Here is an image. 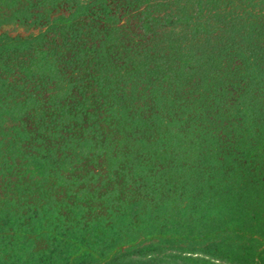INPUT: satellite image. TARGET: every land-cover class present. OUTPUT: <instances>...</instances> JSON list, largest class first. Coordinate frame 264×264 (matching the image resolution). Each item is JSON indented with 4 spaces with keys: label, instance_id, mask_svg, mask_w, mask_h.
<instances>
[{
    "label": "trees",
    "instance_id": "1",
    "mask_svg": "<svg viewBox=\"0 0 264 264\" xmlns=\"http://www.w3.org/2000/svg\"><path fill=\"white\" fill-rule=\"evenodd\" d=\"M193 1L194 9L181 15L165 12L152 17L145 11L147 5L137 16L139 30L182 29L192 43L216 37L224 25L241 30L240 38L248 40L251 51L247 56L240 49L233 50L235 46L229 42L217 49L218 55L196 47L177 50L174 69L180 76L207 74L211 61L224 60V78L206 94L209 82L199 77L196 86L201 92L182 93L170 101L168 122L144 71L117 72L124 69L125 56L134 43L126 44L118 35L112 37L118 20L116 13L105 7V0H14L10 7L17 5L18 9L0 14V27L17 23L37 31L22 39H7L30 48L31 56L22 67L23 78L65 82L62 98L71 95L72 87L82 97V105H70L66 111H74L78 120L61 125L52 137L29 140L21 136L11 140L5 125L12 96L7 80L0 76V178L10 169L11 160L20 157L27 172L44 185L36 189L18 184L16 195L23 196L21 201L0 197V264H264V249L254 253L246 248V242L237 249L215 248L213 237L199 231L206 209L198 212L205 197L196 194L195 183L189 189L186 176L178 179L187 166L181 160H171L168 135L159 132L166 123L168 134L181 142L191 138L196 147L206 145L208 155L222 162L231 152L230 124L257 123L255 117L262 116L258 110L259 90L264 88V0ZM97 19L107 23L106 27L97 30ZM3 38L0 34V50L5 46ZM47 38L60 43L41 44ZM82 72L86 77L67 84L73 75ZM84 81L96 82L97 87L88 89ZM105 81H110L108 90L103 89ZM247 102L254 112L247 114L251 118L240 111L228 113L220 106L230 104L236 109ZM22 105L24 110L26 106ZM85 119L97 121L84 128ZM201 121L213 125H201ZM261 130L257 125L251 129L252 133ZM60 136L64 139L59 142L56 139ZM249 147L248 155L257 158V141L251 140ZM103 154L121 162L120 169L130 167L132 186L141 196L126 203L117 201L116 189L107 192L113 183V178L109 179L106 193L99 198L104 208V214L99 215L92 205L91 191L72 193L70 183L75 180L69 178V173L85 159ZM263 167L264 157L257 162L254 173ZM203 173L210 180L207 168H201L200 176ZM95 180L93 177L91 181ZM53 181L58 201L46 187ZM35 191L39 195L32 197ZM166 193L185 196V203H178V199L174 205L168 203ZM211 200L204 201V205ZM261 216L260 211L255 218L260 220ZM258 228L254 234L264 232V228Z\"/></svg>",
    "mask_w": 264,
    "mask_h": 264
},
{
    "label": "rangeland",
    "instance_id": "2",
    "mask_svg": "<svg viewBox=\"0 0 264 264\" xmlns=\"http://www.w3.org/2000/svg\"><path fill=\"white\" fill-rule=\"evenodd\" d=\"M7 2L3 0V5L0 6V14H8L12 10L18 9L17 5L10 7L14 0H7ZM147 5L148 8H146ZM105 7L108 8L110 13L115 12L118 20L117 24H115L116 31H114L112 37L118 35L125 40L126 44H129V42L134 43V46H131L133 50L130 49L125 56L124 69L120 71L118 69L117 72L124 73L137 69L146 73L147 83L155 89L153 92H156L155 95L160 98L159 105L162 112L166 113V122L169 121V115L171 114L170 103L177 95L182 93L190 94L195 91L201 92V89L198 90L196 86L199 77H202L201 80L209 82L206 86L207 89H205L206 94L211 93L215 89L214 86H219L224 78L222 74L225 69L223 67L224 60L211 61L210 70H207V74L192 72L186 76H180L174 69V56L177 50L186 49L190 51L202 48L207 54L211 52L214 55H218L217 49L222 47L224 43L229 42L232 47L235 46L233 50L240 49L247 56L250 55L251 49L248 40L240 38L242 31L234 27L221 25L216 37H210L208 40L201 39L192 43L187 41L188 34L186 35V32L182 29L149 27V31L146 30V32L139 30L137 16L143 9L146 8L145 11L148 10L147 12L152 17L161 16L165 12L181 15L183 11L189 12L194 9L193 0H105ZM94 22L97 30H101L107 24L99 19ZM0 34L4 35L3 41L5 43V46L1 49L2 51L0 50V76L7 80L10 87L9 94L12 96L8 100L11 110L5 125L8 139H19L21 136L27 137L29 140L46 136L52 137V134H56L61 125L69 124V121L74 123L75 121L73 120H78V115L76 116L74 111L66 112L70 105H82V97L76 93L73 87L70 88L71 95L66 96L64 99L62 98V90L66 88L65 82L55 84L54 82H41L37 78L32 81L23 78L22 67L31 56L30 48H25L20 43L13 44L10 40L22 39L29 34L36 35L37 31L34 29L26 30L16 23L12 25L4 24L0 27ZM52 41L55 44L60 43L59 40L47 38V41L45 40L41 44L52 43ZM83 72L82 75H73L67 84L86 77ZM262 81H264V78ZM84 82V86L88 89H94V85L97 87L96 82ZM109 84L110 81H105L103 89L108 90ZM259 99L258 110H260L262 116L257 115L255 117L257 123L250 121L247 123L241 122L242 124H230L231 130L230 132L227 130V132L230 136L229 140L232 142L231 152L227 157L221 158L222 162L214 155H208L209 151L206 145L204 146L203 144L196 147L195 144H192L194 140L191 138L181 142L174 135L168 134L166 132V130L168 131L166 123L162 124L164 125L163 129H161V126L158 127L161 129L159 132H162L160 133L162 136L164 133L168 135L171 145V160H181L187 166L182 170L183 175L181 173L178 179L186 176V180L190 182L189 189L191 184L195 183V190L197 189L196 191L198 192L196 194L199 196L203 194L205 197L202 200L203 205L198 212L201 214L204 211L202 209H206V215L202 221L200 219L199 231L205 233L206 236L213 237L215 248L233 247L237 249L241 248V243L246 242V248L254 253L264 249V232L259 234H254L253 232L257 231L258 227L264 228V167L258 174L253 171L257 162L264 157V88L259 90ZM195 101L197 102V100ZM22 104L26 106L24 110ZM220 106L223 111L228 113L230 111H240V113L245 115L254 113L248 102L236 109L232 108L230 104L227 106L222 104ZM247 117L251 118L252 116L247 115ZM96 121L91 119L88 122L85 119V123H82V126L85 128V125H91ZM198 123L201 125H213V123L208 124V122L203 121ZM254 125H257L258 129L262 130L252 133L251 129ZM99 128H102V124H100ZM62 139L64 138L60 136L56 140L60 142ZM251 140L257 141L259 145L254 150L255 156H257L254 159L248 155ZM190 144L192 145L190 146ZM120 164L121 162L116 163V160L114 161L110 154H103L97 159H85L83 164L69 173V178L75 180L70 183L74 187L72 193L91 191L94 200L92 205L99 215L104 214V208L101 207L99 198L103 196V193H106L104 188L109 179L113 178V183H110L111 185L107 192L111 193L113 189H116L114 198L117 201L126 203L141 196L140 191H137L138 189L132 186L134 179L132 170L128 165L126 169H120ZM9 167L8 172L3 178H0V197L3 200L10 201L14 198L17 201H21L20 199H23V196L19 198L16 195L18 184H30L36 189L38 187H40L38 189H43L44 185H41L38 179L27 172L24 167V161L20 157L11 160ZM201 168H207L210 171V180L206 178L204 173L200 176ZM93 177L96 178L95 182L91 181ZM122 177H125L124 182H122ZM197 177L198 179H196ZM46 187L54 193L53 195L58 192L54 181L47 183ZM211 188H215L212 193L210 192ZM160 192L164 196L165 192L163 193V190ZM37 195H39V192L35 191L32 197H37ZM167 196L168 203L172 205H174L173 201L177 199L179 200L178 203H185V201L183 202L185 196H178L177 193H175V196L173 194ZM57 197L55 200H60L59 196ZM210 199H212V203L204 205V201L208 202ZM260 211L263 216L258 220L255 215ZM240 235L246 238L241 239Z\"/></svg>",
    "mask_w": 264,
    "mask_h": 264
}]
</instances>
